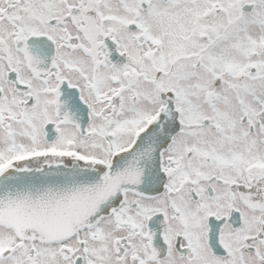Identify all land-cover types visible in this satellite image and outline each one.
<instances>
[{"label": "snow or ice", "instance_id": "snow-or-ice-1", "mask_svg": "<svg viewBox=\"0 0 264 264\" xmlns=\"http://www.w3.org/2000/svg\"><path fill=\"white\" fill-rule=\"evenodd\" d=\"M0 264H264V0H0Z\"/></svg>", "mask_w": 264, "mask_h": 264}]
</instances>
